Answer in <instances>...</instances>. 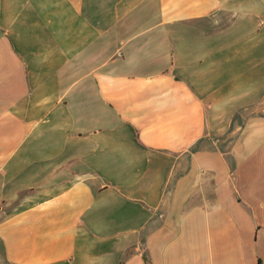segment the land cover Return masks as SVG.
Instances as JSON below:
<instances>
[{
	"label": "crops",
	"instance_id": "1",
	"mask_svg": "<svg viewBox=\"0 0 264 264\" xmlns=\"http://www.w3.org/2000/svg\"><path fill=\"white\" fill-rule=\"evenodd\" d=\"M264 264V0H0V264Z\"/></svg>",
	"mask_w": 264,
	"mask_h": 264
},
{
	"label": "trees",
	"instance_id": "2",
	"mask_svg": "<svg viewBox=\"0 0 264 264\" xmlns=\"http://www.w3.org/2000/svg\"><path fill=\"white\" fill-rule=\"evenodd\" d=\"M146 264H148L147 258H146Z\"/></svg>",
	"mask_w": 264,
	"mask_h": 264
}]
</instances>
